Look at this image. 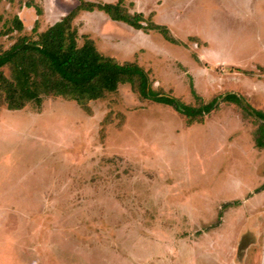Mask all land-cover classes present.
Segmentation results:
<instances>
[{
  "label": "rangeland",
  "instance_id": "rangeland-1",
  "mask_svg": "<svg viewBox=\"0 0 264 264\" xmlns=\"http://www.w3.org/2000/svg\"><path fill=\"white\" fill-rule=\"evenodd\" d=\"M12 1L0 0V51L80 3L35 0L42 13L22 12L18 32L26 0ZM239 1L124 0L178 44L103 11L75 19L101 53L137 63L154 93L215 109L188 126L130 85L88 110L54 96L0 106V264H264V120L245 107L264 117V0H247L243 20Z\"/></svg>",
  "mask_w": 264,
  "mask_h": 264
},
{
  "label": "trees",
  "instance_id": "trees-1",
  "mask_svg": "<svg viewBox=\"0 0 264 264\" xmlns=\"http://www.w3.org/2000/svg\"><path fill=\"white\" fill-rule=\"evenodd\" d=\"M79 1L60 21L40 32L37 40L30 41L23 35L11 48L0 51V106L6 105L9 110H22L31 102L41 105L44 96H54L75 101L79 107L88 110L91 102L118 92L122 85H130L142 99L173 106L186 117L188 125L204 122L205 116L215 109L217 99L196 107L154 93L147 73L137 63L121 62L101 53L93 39L79 35L74 21L82 11L99 10L113 21L126 23L145 32L157 31L166 40L178 44L167 27L153 20L147 23L142 13H131L125 7L124 0L116 3ZM34 5V0L25 1L26 7L36 9L40 15L41 9ZM14 24V30H24V22L18 16ZM37 25L38 22L34 33ZM9 33L10 29L1 34ZM81 38L85 40L80 46L78 42ZM4 67L11 68L12 78L4 75ZM225 101L241 105V98L234 93H227ZM246 112L264 120L254 109L253 112ZM256 145L264 148L263 126L256 132Z\"/></svg>",
  "mask_w": 264,
  "mask_h": 264
},
{
  "label": "crops",
  "instance_id": "crops-1",
  "mask_svg": "<svg viewBox=\"0 0 264 264\" xmlns=\"http://www.w3.org/2000/svg\"><path fill=\"white\" fill-rule=\"evenodd\" d=\"M12 1V0H11ZM19 1V0H18ZM35 1V0H34ZM13 2V1H12ZM20 2V1H19ZM106 2H108V3H113V2H111V1H107L106 0ZM247 3V0H240L239 1V4H240V9H239V12H238V16H239V19L241 20H243V18H244V13H245V11H244V9H243V5H245ZM43 5H44V8L46 9V6H47V2L46 3H44L43 2ZM76 7V6H75ZM43 8V9H44ZM21 11H20V13H17V16L21 19V20H23V22H24V26H26L27 27V24H26V19H27V17H28V15H22L21 13L22 12H24V13H30V12H32V11H35V9L34 8H28V7H26L25 6V4L23 5V6H21ZM95 11H99V10H94L93 12H95ZM51 11L49 10L48 11V14L50 13ZM93 12H88V11H82L81 13H80V16H86V15H90L91 13H93ZM47 14V12L46 11H44V14ZM69 13V12H68ZM68 13H65V14H62V18L64 17V16H66ZM60 17V18H61ZM36 18H38V16H36ZM58 19L59 21L62 19ZM79 19V18H78ZM252 19H254V20H256V18H252ZM37 20V19H36ZM53 21H55V22H57L56 20H53ZM51 25H53V24H51ZM50 25V26H51ZM46 30V29H45ZM42 31H44V30H41L40 32H42ZM225 63V62H224ZM203 123V122H202ZM202 123H195V124H202ZM188 125V124H187ZM192 125H194V124H192ZM188 126H191V125H188Z\"/></svg>",
  "mask_w": 264,
  "mask_h": 264
},
{
  "label": "water",
  "instance_id": "water-1",
  "mask_svg": "<svg viewBox=\"0 0 264 264\" xmlns=\"http://www.w3.org/2000/svg\"><path fill=\"white\" fill-rule=\"evenodd\" d=\"M244 105H245V104H244ZM245 107H246L247 109H249V111L252 112V110L249 108V106L245 105Z\"/></svg>",
  "mask_w": 264,
  "mask_h": 264
}]
</instances>
